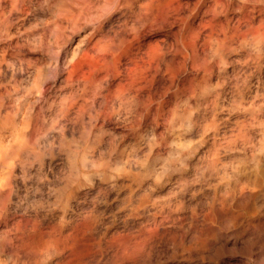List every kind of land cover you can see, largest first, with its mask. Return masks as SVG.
Listing matches in <instances>:
<instances>
[{"label": "clouds", "instance_id": "clouds-1", "mask_svg": "<svg viewBox=\"0 0 264 264\" xmlns=\"http://www.w3.org/2000/svg\"><path fill=\"white\" fill-rule=\"evenodd\" d=\"M0 264H264V0H0Z\"/></svg>", "mask_w": 264, "mask_h": 264}]
</instances>
